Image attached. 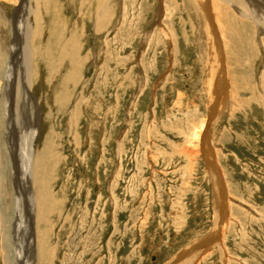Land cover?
<instances>
[{
	"label": "rangeland",
	"instance_id": "1",
	"mask_svg": "<svg viewBox=\"0 0 264 264\" xmlns=\"http://www.w3.org/2000/svg\"><path fill=\"white\" fill-rule=\"evenodd\" d=\"M25 1L13 32L7 21L19 0H0V193H10L0 204L8 224L0 222V264L15 263L21 211L26 227L35 224L36 250L18 249L28 260L36 251V264H264V40L256 28L220 3L215 53L193 0ZM27 22L37 29L36 114L14 81V97L1 88L6 44L15 33L22 43ZM210 61L223 62L225 81L214 116ZM202 123L223 182V227L197 137ZM33 127L38 174H17L9 147L28 144Z\"/></svg>",
	"mask_w": 264,
	"mask_h": 264
},
{
	"label": "bare ground",
	"instance_id": "2",
	"mask_svg": "<svg viewBox=\"0 0 264 264\" xmlns=\"http://www.w3.org/2000/svg\"><path fill=\"white\" fill-rule=\"evenodd\" d=\"M25 2H26L25 0H19V2H17L18 3L17 9L15 10V12H13V15H12L11 18H9V21H7V23L10 24V25L14 24L11 27L13 29V32H14V29H15L14 27H16V24L18 25V22L17 21L20 20V16H21V14L19 13L20 12V7L24 6ZM193 3H194V6L200 11L199 14L201 16L200 19H201L202 25L205 26V27L211 28L212 31H213V35L214 36L212 38V41L214 42V44H213L214 52L217 50V45L219 43V36H220V35H218V32H217L216 29L218 27H222L221 24H220V21H219L218 13H217L218 11L216 12V9L217 10H221L220 3H222L223 5H226V6H232L234 8V10L237 11V13L240 15V17L242 19H244L245 21L246 20L249 21L253 25V27L256 28V30L258 31V33L261 35L262 39L264 40V0H193ZM3 8H4V6L0 3V10H2L1 12H2V14L5 17L4 19H6V16H5L6 13L3 10ZM38 11H40V10H38ZM29 15L31 17L33 16V20H35V24L37 25L39 23V18H40L39 15L40 14H38L36 12V10L30 9V14ZM27 20H28V18H27ZM0 26H1V24H0ZM2 26H3V24H2ZM34 26H33L32 23L30 24V22H27L26 23V31L24 32V34H23V37L24 38L22 39V43H24V46H21L20 47V45L22 43H20V38L17 39V36L19 37V34L18 33H15L16 36L13 35V37H10V39L8 37L9 41L8 40L7 41L9 43V45L6 44V46H8V48H9V56L7 54L8 60H9V64H8L9 67L7 66V69L4 72L5 73V80H7L6 81V84L3 83L4 85H1V88L4 91V93L2 92L4 99H6V97H10V98L14 97L13 96L14 93L10 94V92L12 91V86H13V81H14L16 83L14 85V89L17 92V93H15V94H17L16 96H18V98H21V101L22 102H24V101L27 102L26 104H28V105L25 104L24 106H30L31 107V109H29V107H28L27 112L28 111L29 112H33V113L35 112V114H36V109H35L36 106H35V103L33 102L34 101V98H33L32 90H31L32 89V86L34 84L33 83V80H34V77H35V74L33 72V66H32V69H31V63L33 65V60H34V57L33 56L34 55H33L32 52H36V50H35V48L33 49L31 47L32 44H30V41H35L34 38H36L34 35H35V31L37 29L34 30V28H33ZM15 30L17 32V29H15ZM6 36L7 35H5V32H2L0 30V42L3 41L2 39L5 38ZM31 38H32V40H31ZM221 38H220V40H221ZM261 44H263V42H261ZM1 46L4 47V43H0V47ZM217 52L219 53V51H217ZM16 62L19 63L20 64V67H22V68H20L18 65L16 66L15 65ZM22 62H23L24 65H22ZM215 63H217V67L216 66H213L214 65V61L211 62V67L213 68L212 73H213V71L216 72L215 75L212 74L214 76V83L212 84V86H210V91L212 92L211 96L214 95V92L216 90L217 91L219 90V92H218V94L215 93V95H218V98H216L215 100L213 99L212 102L210 103V106H209V108H210V110H209L210 116H214L218 112L219 105L222 102V100L224 99V93H225L224 86H223L224 85V82H225L223 80L224 79L223 78V72L224 71H223V65H222L223 62L222 61H218V62H215ZM1 68H2V65H0V69ZM18 85H21V90L19 89L20 87ZM12 101H11V103H12ZM4 105H6V104H4ZM3 108H5V107H3ZM24 109H26V108L24 107ZM37 114H38V112H37ZM12 118H13V114H12ZM30 124H31V122H30ZM33 124H34V122H33ZM197 129H198V132L197 133L199 134V136H197V134H194V136H197L198 138H201V141H202L201 146H202L205 143V136L207 137V134H208L207 131H206L207 130V127L206 126H203V123H202L200 125V127L197 128ZM34 130L35 129L33 127L32 133H31L30 137L28 138V140H29L28 141V144L25 141H23L22 146L19 144L21 148H19V146H18L17 149L15 147L13 149H11L12 147H9L10 148V153L14 157L13 158L14 159V169H16L15 171H17V174L22 171V168L25 169L26 173L29 176H30V173L31 174L35 173V169L34 168H36V174H38L37 173L38 172V170H37V163H38V161H40L42 159H39V156L38 155L35 156L36 150H35L34 156L32 155L33 153H32L31 147H32L33 139H34L35 136H37L36 134H38V132L36 133V132H34ZM9 133L11 134V132H9ZM12 134H13V132H12ZM16 135H15V139H16ZM197 137H195V139H198ZM202 149H203V150H201L202 156H203L204 159H207V160H205V163H206V166H209L210 173H211V177L213 179L212 182H213V185H214V188H215V197H216L215 198V202L217 203V209H218L219 214H220L219 226L222 225V227H223V225L225 223L224 222V220H225V213L227 212L226 211L227 205L225 204V193H224V189H223V182H222L221 178L218 175L219 173H218L217 167L214 165V160L212 158L213 155H212L211 144L208 143L207 145L205 144V146L203 145L202 146ZM32 161H33V165L30 164ZM35 161H37V162H35ZM22 175L23 174H20V176H22ZM28 175H27V177H29ZM10 176H9V179L8 180H10V178H11ZM15 178H17V177L15 176ZM11 180H10V182H11ZM10 182H8V183H10ZM18 182H19V180H18ZM19 183H17V185H19ZM9 187H10V185H9ZM19 187L22 188L21 189V190H23L22 193H26V192H24V189L22 187V183H20V186ZM21 194L19 195L21 202H18L17 203V207H16L17 213H18L19 207L22 208V201H24V199L22 200V195L23 194L22 195ZM16 196H18V195H16ZM26 197H27V195H26ZM3 198L7 202H9L10 193H7V191H6V193H2V194L0 193V204H1V200ZM37 200H36V202H38ZM34 205H35V203H34ZM222 207H223V210H222ZM33 209H35V208H33ZM19 212H20V210H19ZM20 213H21L20 216H19V214H17L16 222H17V225L19 224L18 227H20V229L23 231V236L21 237V240L22 241L19 240L18 242H15L14 245H13L14 252H15V260H14L15 263L14 264H36V262H37V260H36V251H35V254L33 253V251L35 249L34 248V225L35 224H33L32 221H31V223H29V226L27 225L28 227H26L24 225V219H22V211ZM221 214H223V215H221ZM37 215H38V213H37ZM0 217H1V209H0ZM0 222L3 223V226H4L3 228L6 229L7 226H8V224L5 222V219H3V214H2V217L0 218ZM15 230H17L16 227H15ZM218 230H220V227H219ZM35 232H36V228H35ZM20 233H22V232L20 231ZM219 233H220V231L217 232V235H219ZM27 237H28V240H27ZM22 244H26V246H31V250H33V251H31L32 252V257H30V260H28L29 258L24 259L23 254H21V252L19 251L18 246L20 247V246H22ZM199 245L203 246L204 244L203 243H200ZM20 249H21V247H20ZM38 252L39 251L37 250V258H38ZM187 255H188V253H187Z\"/></svg>",
	"mask_w": 264,
	"mask_h": 264
}]
</instances>
